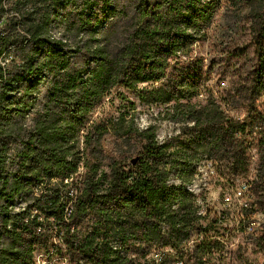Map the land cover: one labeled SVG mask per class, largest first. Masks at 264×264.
<instances>
[{
    "label": "trees",
    "instance_id": "1",
    "mask_svg": "<svg viewBox=\"0 0 264 264\" xmlns=\"http://www.w3.org/2000/svg\"><path fill=\"white\" fill-rule=\"evenodd\" d=\"M240 28L248 43L231 44L226 32ZM203 41L208 57L194 56ZM140 85L143 104L205 97L174 109L173 121L193 123L184 150L109 110ZM238 108L242 120L229 114ZM109 134L139 144L135 164L105 154ZM255 143L264 160V0H0V264H56L62 251L67 264H176L169 251L187 252L205 228L191 179L168 183L175 154L207 155L224 193L254 209L264 188L242 179ZM198 250L192 264H203Z\"/></svg>",
    "mask_w": 264,
    "mask_h": 264
},
{
    "label": "rangeland",
    "instance_id": "2",
    "mask_svg": "<svg viewBox=\"0 0 264 264\" xmlns=\"http://www.w3.org/2000/svg\"><path fill=\"white\" fill-rule=\"evenodd\" d=\"M224 12L225 7L223 6L214 18L211 32L220 34L222 27L226 26L227 18L224 16ZM239 34L241 35L236 37L234 33L226 32L225 38L231 44L235 40L247 44L250 39L249 30L245 29L244 31L240 28ZM210 50L209 41L198 42L195 47L194 56L207 58ZM207 62L208 60L206 59L205 63ZM174 63L169 74L173 72ZM229 84L230 81L226 80L222 83V86L225 87ZM144 86L140 85L133 90L122 89L127 99H116V107L109 108V110L112 112L118 109L115 114L124 113L127 115V119L133 117L134 122L141 129L156 125L158 128L157 137L160 142L174 143L173 149L184 150L180 145L179 136L187 125L192 126L193 123L186 125L185 123L173 121L174 109L194 102V100L205 99V97L200 96L198 99L182 100L179 102L173 101L170 104H143L138 94ZM131 102H134L135 110L131 109ZM100 110L101 108L93 114V119L98 116ZM229 114L241 120L245 117L242 108L232 110ZM102 144L106 155L127 160L128 163H131V159L137 157L139 153V144L133 139H117L109 134L103 138ZM250 154L251 164L249 173L242 181H255L256 184L264 188V160L257 143L252 145ZM175 157L179 160V165L173 171L168 183L170 186H180L183 184L182 178L191 179L185 187L194 194L193 201L194 208L196 207L197 210V222L205 228L204 234L196 233L191 239H188L189 243L186 244V247L189 253L187 251L180 254L176 253L175 255L173 251H169L173 255V258L176 259V264H192L190 254L197 249L201 252L203 264H263L264 207L261 201L256 203L254 209H251V206H245V202L248 200L240 193H237V195L225 194L221 186L218 185L216 170L212 167L213 161L207 155L196 152V149L187 148V151H183V153L181 151L176 153ZM109 162V159L105 157L102 161L101 169L108 171L107 166ZM85 174L86 169L82 167L78 178L84 179ZM252 194L253 199L250 204L253 203L255 196L258 199L260 188L257 189L256 187V190ZM26 204L24 197L18 198L16 200L15 211L21 210ZM242 207L244 211L246 209L247 212H251V215H243V220L240 221L237 213L242 210ZM215 218H219L218 223L213 221ZM63 254L62 251L60 255H56L55 259H52L53 262H56V264H67V259ZM158 255L159 253L156 254V256ZM42 258L43 255L40 254L37 257L39 261H42ZM42 263L45 264V262Z\"/></svg>",
    "mask_w": 264,
    "mask_h": 264
},
{
    "label": "water",
    "instance_id": "3",
    "mask_svg": "<svg viewBox=\"0 0 264 264\" xmlns=\"http://www.w3.org/2000/svg\"><path fill=\"white\" fill-rule=\"evenodd\" d=\"M137 159H138V158H134V159L132 160V164H135V163L137 162ZM263 264H264V262H263Z\"/></svg>",
    "mask_w": 264,
    "mask_h": 264
},
{
    "label": "built area",
    "instance_id": "4",
    "mask_svg": "<svg viewBox=\"0 0 264 264\" xmlns=\"http://www.w3.org/2000/svg\"><path fill=\"white\" fill-rule=\"evenodd\" d=\"M3 65H4V63H3ZM68 181V180H67ZM239 193H241V192H239Z\"/></svg>",
    "mask_w": 264,
    "mask_h": 264
}]
</instances>
